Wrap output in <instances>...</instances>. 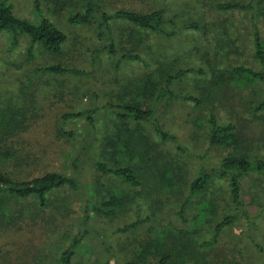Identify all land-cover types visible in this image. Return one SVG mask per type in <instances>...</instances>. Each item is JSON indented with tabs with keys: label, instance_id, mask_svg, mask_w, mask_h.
I'll return each mask as SVG.
<instances>
[{
	"label": "rangeland",
	"instance_id": "obj_1",
	"mask_svg": "<svg viewBox=\"0 0 264 264\" xmlns=\"http://www.w3.org/2000/svg\"><path fill=\"white\" fill-rule=\"evenodd\" d=\"M7 1L13 4L15 13L19 17L35 19L32 12L33 0ZM51 1L39 2L46 15L54 20H62V15L50 14L46 9L53 5ZM101 1L103 9L107 12L114 9H129L143 13L155 8L161 0ZM186 1V6L182 9L187 10V13L177 14L175 20L177 23L197 22L200 29L188 31L184 36L178 35L174 41H171L179 58L147 59L144 46L153 49V43H158V47L160 46L158 40L151 36L135 48L142 58L149 62L148 68H145L140 61L122 60L117 64V60L111 57L104 61L103 69L93 76L72 78L63 75L59 79L47 78L59 80V84L55 83L57 81H46L45 86L34 83L35 87L29 88V75L33 65L29 66V56L26 53L28 37L20 36L19 43L12 47L9 33L0 32V170L19 180L29 179L48 171L69 172L72 158L77 154L84 136L86 121L84 118L64 121L65 113L83 111L93 105L118 104L131 100L129 91L133 87L135 78L145 74L152 76L155 74L154 77H158L165 71L174 74L178 69L186 68L200 69V72L192 71L179 76L169 89L175 93L199 98L201 102L195 104L191 101L166 97L158 102L155 113L164 129L173 133L180 145L187 148L186 152L177 151L176 155L174 144H159L161 151L172 154L168 158L174 156L172 159L174 160L178 156L186 164L185 179L190 181L200 169L201 161L195 155L207 150L209 161L219 163L227 153L224 149L209 147L207 143V119L211 114L216 117L217 122L235 124L239 132L250 140L253 153L258 156L264 155V108L254 110L264 99V82L257 80L238 87L227 79L232 67L245 66L256 71L263 67L254 56L252 39L255 25L261 40L264 41V2L261 7L256 6L253 10H221L218 4L248 0ZM180 5L179 0H166V6L171 10L180 9ZM128 27L122 21L113 24L112 31L117 38L115 48L119 53L129 52L139 44L132 46L134 41L131 42L129 39ZM65 30L69 35L66 44L69 54L64 53L63 57L66 60L73 58L74 61L72 52L74 48L76 49L74 51L85 52L86 60L89 61V53L86 50L96 48L99 44L95 37L96 28L92 25L66 26ZM177 42L185 46H179ZM41 58L37 57L36 63L49 61L47 57ZM83 60L80 56L76 58L77 65L81 64L90 69L88 61L85 60L84 63ZM115 65L117 67H114ZM33 81L43 82L39 77ZM31 90L37 92L33 99L37 115L30 120L29 126V91ZM8 114L17 121L12 131H5L1 126ZM112 118L109 111L97 112L95 135L99 140L98 144L100 140L103 143L104 138L114 131L115 121ZM20 122L24 124L23 127ZM96 158L102 160L99 156ZM204 171L211 172L208 167ZM110 178L91 166H85L80 177L88 188L87 194L89 192L90 197L87 196L91 201L103 199L109 184L115 181V178ZM150 188L155 191L158 198H165L156 192L161 189H157L153 184ZM227 189L226 180L215 179L207 193L208 196L215 193L219 210L211 224L204 227V230L208 228L209 231L208 233L203 231L201 234L206 240L210 238V231L223 215L233 213L234 206L230 203ZM240 199L243 203L242 209L247 212L250 220L239 214L236 222L221 230L217 242L206 248L212 264H264V176L253 172L242 177ZM31 201L33 199L26 198L20 204L29 208ZM177 203H174L173 209L177 208ZM80 207L79 195L66 188L50 194L46 206L42 207L36 202L35 210L38 212L36 220L31 222L29 219L22 222L20 220L17 227L0 229V264H54L77 231ZM166 207L161 206L162 211L155 213L165 215L166 221L170 217L174 218L178 226L182 227L184 223L173 214L174 212L163 211ZM185 212V217L189 218L191 213L189 209ZM128 213L130 216L135 215L134 207L130 206ZM146 213L147 211L142 208L141 216ZM94 222L98 226L110 224L105 219L95 218ZM124 240H126L125 236H120L118 240H115L114 236L113 239L114 252L120 260L129 258L131 253L130 249L120 250L122 243L118 248V244ZM94 246L92 242L81 244L70 263L105 264L106 257L104 254L100 255L102 253L100 251L96 253ZM107 264L117 263L110 260Z\"/></svg>",
	"mask_w": 264,
	"mask_h": 264
},
{
	"label": "trees",
	"instance_id": "obj_2",
	"mask_svg": "<svg viewBox=\"0 0 264 264\" xmlns=\"http://www.w3.org/2000/svg\"><path fill=\"white\" fill-rule=\"evenodd\" d=\"M33 1L32 12L35 19L30 20L19 17L11 2L0 0V32L9 33L12 47L19 43L20 36H27L29 39L26 53L29 56V66L33 65L31 73L29 71V88L35 87L34 83L44 85L46 81H57L47 79L49 77L59 79L63 75L72 78L93 76L103 69L104 61L111 57L117 60V64L122 60H139L148 68L149 62L142 58L141 54L139 56L135 48L147 40L149 35L157 33L171 36L179 27L192 31L200 29L197 22L179 25L175 20L177 14L167 16L162 9L148 13L129 9L107 12L103 9L101 0H52L53 5L46 9L50 14L62 15V20L55 21L46 15L40 0ZM262 2L264 0L235 1L217 6L221 10H253L256 6L261 7ZM121 21L129 26L128 36L131 42L134 41L132 46L139 43L125 53L116 50L117 38L112 31L113 24ZM88 25L96 28L98 47L86 50L89 53V61L86 60L85 52L74 51V48V61L73 58L66 60L63 54H69L66 47L69 35L65 27ZM252 41L254 56L263 67L259 71L245 66L232 67L227 79L231 80L234 86H246L257 80L264 82V41L261 40L255 25ZM144 49L148 55L147 59L154 60L153 47L144 46ZM79 56L84 59V63L88 61L90 69L81 64L77 65L76 58ZM37 57H47L49 61L36 63ZM192 71L200 72V69H178L174 74L165 71L158 77H154L155 74H145L133 80V87L129 91L131 100L118 104L93 105L83 111L65 113L64 121L80 118L86 121L85 133L77 154L72 158L70 171H48L19 180L0 170V229L17 227L20 220H36V202L42 207L46 206L50 194L66 188L76 192L81 200L79 222L69 245L54 264H71L76 249L81 244L90 242L95 244L96 253L100 251V255L104 254L107 260L105 264L110 260L117 264H212L206 248L217 242L221 230L236 222L239 214L250 220L247 212L242 209L240 179L253 172L264 176V155L253 153L250 140L239 132L235 124L217 122L213 114L207 119L206 140L209 147L226 150V155L219 163L209 161L207 150L195 155L201 161L200 169L187 181L184 175L186 164L178 156L174 160V156L168 158L172 154L159 149V144L171 143L176 148V155L177 151H187L173 133L164 129L155 113L158 102L166 97L195 104L201 102L199 98L175 93L169 89L175 79ZM38 77L42 83L33 81ZM58 82L59 80L55 83L59 84ZM36 93L34 90L29 91V126L30 120L37 115L33 100ZM263 108L264 99L254 110ZM99 110L109 111L115 121L114 131L104 138L103 143L100 140V144L95 135V119ZM16 123L17 121L8 114L1 126L5 131H12ZM20 125L23 127L24 124L20 122ZM85 166H91L100 173L115 178L116 182L109 184L103 199H89L88 188L80 179ZM206 167L211 172H205ZM215 179L227 181L229 199L234 210L233 213L223 215L210 231V238L206 240L201 234L203 231H209L208 228L204 230V227L211 224L219 210L215 193L210 196L207 194ZM151 184L162 190L156 192L164 196V199L158 198L150 188ZM94 191L96 193L95 188ZM26 198L33 199L29 202V208L20 204ZM136 198L138 200H135ZM178 201L180 202L177 203ZM175 202L178 206L173 209ZM164 205L167 207L166 210L163 208V211L174 212L173 214L184 223L182 227L178 226L174 218L170 217L166 221L165 215L155 213L159 210L161 212V206L165 207ZM130 206L134 207L135 215L130 216L128 213ZM142 208L147 211L144 216H141ZM186 209L191 212L189 218L185 217ZM95 218L105 219L112 224L98 226L94 222ZM185 224L188 226H184ZM114 236L115 240L125 236L126 240L120 242L118 248L122 243L120 250L130 249L129 258L120 260L116 255Z\"/></svg>",
	"mask_w": 264,
	"mask_h": 264
},
{
	"label": "crops",
	"instance_id": "obj_3",
	"mask_svg": "<svg viewBox=\"0 0 264 264\" xmlns=\"http://www.w3.org/2000/svg\"><path fill=\"white\" fill-rule=\"evenodd\" d=\"M180 2V6L181 8L178 10H171L168 8V6H166V0H161L160 2L158 1V4L155 6V8L143 12V13H148L151 12L153 10H157V9H162L164 11V14H166L167 16L169 15H175V14H183L184 12H186L187 10L182 9L184 6H186L187 1L186 0H179ZM187 13V12H186ZM189 22H193V21H184L181 23H178L179 25H182L183 23H189ZM170 30V29H168ZM181 31L180 33L178 31ZM188 31H192V30H186L183 27H179L177 29V31L171 35V36H164L161 34H152L149 35V37H153L155 39L158 40L159 42V47H158V43H153L154 45V49L152 50L153 53L155 54V56L157 55V57H153L154 60H175V58H179L177 57L178 52L176 49H174L173 47L175 45H173V43L171 41L175 40V37H177L178 35H182L184 36ZM194 31V30H193ZM180 45L179 46H185V44L181 43V42H177ZM177 49H179V47H176ZM137 54L140 56V53L137 52ZM146 54V52L144 53ZM180 59H184V58H180ZM139 61V60H137Z\"/></svg>",
	"mask_w": 264,
	"mask_h": 264
}]
</instances>
